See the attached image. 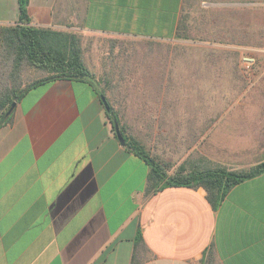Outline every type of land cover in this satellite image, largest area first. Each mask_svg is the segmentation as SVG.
Segmentation results:
<instances>
[{"label":"crops","instance_id":"0c3cea01","mask_svg":"<svg viewBox=\"0 0 264 264\" xmlns=\"http://www.w3.org/2000/svg\"><path fill=\"white\" fill-rule=\"evenodd\" d=\"M263 5L27 0L26 12L28 25L76 33L81 47L90 36L123 39L157 56L142 78H120L117 66L115 79L94 80L150 87L149 101L128 103L121 114L112 107L125 133L172 176L264 161V96L255 109H183L184 100L214 102L212 71L231 67L167 61L172 46H190L227 57L252 50L264 65V47L240 51L241 42L219 41L245 38L247 8ZM18 18V0H0V25ZM82 58L88 68L83 49ZM149 170L120 143L88 82L57 78L31 87L0 127V264H264V173L230 188L214 209L201 187L146 194Z\"/></svg>","mask_w":264,"mask_h":264},{"label":"trees","instance_id":"16d2710c","mask_svg":"<svg viewBox=\"0 0 264 264\" xmlns=\"http://www.w3.org/2000/svg\"><path fill=\"white\" fill-rule=\"evenodd\" d=\"M26 5L27 0H18V22L14 25H0V127L9 122L11 114L6 116V113L12 103H17L31 87L46 81L57 78L86 81L98 96L104 95L93 74L84 64L80 36L73 32L28 25ZM22 67L36 69L47 75L35 80L25 89L18 90L15 81ZM107 104L111 110H106L107 117L113 130L118 129L123 145L150 168L146 194L166 187H201L206 191L208 203L216 209L230 188L264 173L262 161L240 172L215 166L209 169H193L188 173L180 171L168 176L165 169L147 155L141 144L125 133L112 105L108 102ZM139 238L138 236L136 240ZM131 264H137L136 260L132 259Z\"/></svg>","mask_w":264,"mask_h":264},{"label":"rangeland","instance_id":"374dc122","mask_svg":"<svg viewBox=\"0 0 264 264\" xmlns=\"http://www.w3.org/2000/svg\"><path fill=\"white\" fill-rule=\"evenodd\" d=\"M247 10V29L245 31L247 36L240 39L220 37V44L224 45L229 42H241L242 46L239 47L240 51L244 48L255 49L264 47V20H262V22L259 20L260 13H263V7H248ZM230 21L232 24L234 23V20ZM235 28L236 31L224 30L223 33H237L239 29L237 26ZM227 38H230L231 41H229V39L227 40ZM146 46L147 45L145 44H136L123 39H110L94 36L82 39L83 57L88 65L89 71L93 74L95 80L97 79L100 83L102 77H109L105 78V80L112 78L115 79V68L117 66H119L117 74L120 78H130L133 80L134 78L139 79L147 76L148 71L145 63L153 61L154 59L157 61V56L152 53H148L146 51L148 47ZM245 54L254 55V52L252 53V50H246L244 55ZM237 55L238 54H232L231 52L228 55L229 57H227L224 53L218 52H213L208 55L206 50H201L200 52L198 49L196 50V48H192L190 46H179L176 48H173L172 46L171 50L168 51L167 61H182L184 63H191L193 61L207 62V60H209L219 64L226 62V65L231 67V69L212 71L213 79L210 81L212 85H209V89L214 92L216 99L214 102L191 103L190 101L184 100L182 103L183 109L197 108L199 110H206L209 108L216 112L245 108L255 109V106L257 105L256 99L259 100L261 96H264V65L257 61L254 66L247 68L241 63V54ZM111 63L114 65L112 70L109 69V65ZM203 72L205 71L197 70L193 71V74L200 73L198 74V77L201 78L206 76L202 74ZM183 73L189 77V74H191L192 71L184 69ZM46 75V73L36 69L22 67L19 74L16 76L17 79L15 82L17 89L23 90L35 80L43 78ZM108 85L109 86L104 87L99 86V88L105 92L104 95L107 96V102L114 106L119 114L122 113L128 103L131 106L132 104H134V106L141 105L143 104V100H148L152 97V93L149 95L147 92L150 87L145 85ZM203 88H205V85ZM132 112H136V108H134V111ZM143 137L144 135H139L137 138L143 139ZM262 157H264V152ZM249 164L243 163L233 166L230 168L231 170H229L235 172L248 170L251 167Z\"/></svg>","mask_w":264,"mask_h":264},{"label":"water","instance_id":"95a60500","mask_svg":"<svg viewBox=\"0 0 264 264\" xmlns=\"http://www.w3.org/2000/svg\"><path fill=\"white\" fill-rule=\"evenodd\" d=\"M99 97H100L102 103L104 104L106 110H107L108 112H111L110 107L108 106V104H107V102H106V99H105L104 95L100 94ZM15 105H16V103L13 102L12 105L10 106L9 110L7 111L6 116H9V115L11 114V112L13 111ZM115 133H116V136H117L118 140H119L120 143L123 145V144H124L123 139H122V137L120 136V134H119L117 128L115 129Z\"/></svg>","mask_w":264,"mask_h":264},{"label":"built area","instance_id":"2783aa9c","mask_svg":"<svg viewBox=\"0 0 264 264\" xmlns=\"http://www.w3.org/2000/svg\"><path fill=\"white\" fill-rule=\"evenodd\" d=\"M262 7H263V17H264V5ZM241 63L243 64V66L250 68L256 64V58L252 55H243L241 57Z\"/></svg>","mask_w":264,"mask_h":264}]
</instances>
